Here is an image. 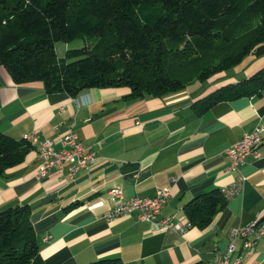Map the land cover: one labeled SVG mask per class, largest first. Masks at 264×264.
<instances>
[{
	"label": "crops",
	"instance_id": "1",
	"mask_svg": "<svg viewBox=\"0 0 264 264\" xmlns=\"http://www.w3.org/2000/svg\"><path fill=\"white\" fill-rule=\"evenodd\" d=\"M82 43L75 38L63 47ZM250 52L248 59L255 57L246 68L223 70L162 95L141 97L128 96V86L88 87L74 95L49 92L39 79L15 82L0 65V131L22 138L39 129L23 160L0 174V208L29 204L46 264H84L104 256H118L124 264H208L216 249L225 250L231 226L255 216L264 222V130L259 155L248 156L236 170L227 169L224 153L244 133L264 125V93L221 100L200 114L191 103L264 64V41ZM68 129L95 149L94 160L73 178L64 168L39 178L42 139L53 138L59 146L58 136ZM238 173L245 176L242 189L226 199L207 225H191L182 234L140 220L135 212L111 220L102 216L115 202L108 193L111 187L125 197L168 187L171 195L161 215L181 217L187 200L229 184ZM76 200L81 202L67 208ZM235 245L240 248V238ZM242 264H264V234Z\"/></svg>",
	"mask_w": 264,
	"mask_h": 264
},
{
	"label": "trees",
	"instance_id": "2",
	"mask_svg": "<svg viewBox=\"0 0 264 264\" xmlns=\"http://www.w3.org/2000/svg\"><path fill=\"white\" fill-rule=\"evenodd\" d=\"M75 38L83 43L57 56L55 41ZM261 41L264 0H0V65L15 82L39 79L49 92L128 86L131 97L162 95L229 68ZM263 93L264 64L191 107L200 114L218 101ZM31 146L0 131V174ZM225 204L213 187L183 210L203 227ZM29 210L28 203L0 208V264H46ZM84 264L124 262L104 256Z\"/></svg>",
	"mask_w": 264,
	"mask_h": 264
},
{
	"label": "built area",
	"instance_id": "3",
	"mask_svg": "<svg viewBox=\"0 0 264 264\" xmlns=\"http://www.w3.org/2000/svg\"><path fill=\"white\" fill-rule=\"evenodd\" d=\"M264 125L257 124L254 128L244 133L238 140L227 146L224 150L228 158V170H236L248 156H258L259 146L262 141ZM39 129L36 127L23 138L30 143L36 141ZM59 146H54V139L45 137L38 149L40 161L37 167V176L42 178L53 169L64 168L69 178H73L78 171L92 162L96 156L95 149L85 145L78 134L68 129L58 136ZM245 176L238 173L227 185L219 187L225 199L236 195L243 187ZM108 193L115 199L113 205L102 212V216L111 220L120 215L136 213L137 218L150 222L154 226L172 230L182 234L192 223L188 216L175 217L173 215H161L166 201L171 195L168 187L157 188L151 195H133L125 197L118 187H111ZM101 201L92 202L88 207L100 204ZM259 216L247 221L241 226H231L228 231V241L224 251L216 249L208 264H242L245 257L250 254L255 241L264 234V222L258 221ZM50 236L49 234L45 237ZM241 239L240 248L236 249L235 240Z\"/></svg>",
	"mask_w": 264,
	"mask_h": 264
},
{
	"label": "rangeland",
	"instance_id": "4",
	"mask_svg": "<svg viewBox=\"0 0 264 264\" xmlns=\"http://www.w3.org/2000/svg\"><path fill=\"white\" fill-rule=\"evenodd\" d=\"M64 43H66V41H64V40H61V39H58V40H56L55 41V43H54V47H55V51H56V53H57V56H62L64 53H65V49L67 48V47H63V45H64ZM59 45H62V46H59ZM256 46V45H255ZM253 49V48H252ZM251 49V50H252ZM250 50V51H251ZM248 52V53H246L244 56H243V58L238 62V63H236V64H234V65H232V66H230L229 68H227V69H225V70H228V72H232V71H234L235 69L237 70H240V68L241 67H248L250 64H251V62H252V60L254 59V57L255 56H252V58L251 59H248V58H250L251 57V55H252V52ZM197 81H200V80H197Z\"/></svg>",
	"mask_w": 264,
	"mask_h": 264
}]
</instances>
